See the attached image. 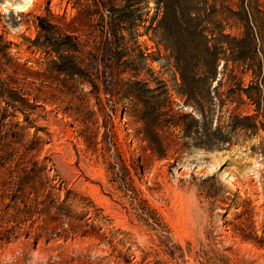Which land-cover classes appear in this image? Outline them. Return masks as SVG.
<instances>
[{
  "label": "rangeland",
  "instance_id": "1",
  "mask_svg": "<svg viewBox=\"0 0 264 264\" xmlns=\"http://www.w3.org/2000/svg\"><path fill=\"white\" fill-rule=\"evenodd\" d=\"M134 2L0 0V264H264V0L195 2L227 64L189 105Z\"/></svg>",
  "mask_w": 264,
  "mask_h": 264
},
{
  "label": "trees",
  "instance_id": "2",
  "mask_svg": "<svg viewBox=\"0 0 264 264\" xmlns=\"http://www.w3.org/2000/svg\"><path fill=\"white\" fill-rule=\"evenodd\" d=\"M128 5L126 7H132L135 5L136 0H126ZM142 7L137 10H129L127 8L123 15L120 17L124 24L133 26L136 20L143 18V10L147 7V0H139ZM156 10L162 9L161 18L156 21V14L150 18L149 26L146 33L149 30L157 28L161 32V39L159 43L162 45L165 52L168 53V57L173 60V68L178 75L180 83L177 87V95L183 98L184 104L189 105L194 100L196 90L201 89L205 97L210 98V94L218 97L217 89L220 87L216 76L218 74L219 61L222 59L224 63L219 72L226 70L227 58L223 56L222 52L216 49L215 44L219 41H226L228 36L220 34L223 31V27L220 24L213 22L212 15H203L202 11L197 10L195 2H202L203 0H152ZM93 13H98L96 10ZM156 27H153V24ZM44 27V32L48 31ZM113 27L108 33V38L102 46V52L99 57V63L94 62L93 71L96 77L102 73V75L109 77L111 72V61L113 58L119 57L120 53L115 48L114 40L117 38L118 27ZM51 28V27H50ZM226 43V42H224ZM57 53V52H56ZM222 55V56H221ZM143 58V57H142ZM238 58V57H237ZM99 66H102V70L99 71ZM251 69L250 67L248 68ZM235 69L230 70L229 78L232 81L237 80V76L234 74ZM257 76V73L252 72ZM219 75V74H218ZM110 80V79H109ZM216 81L215 86L212 89V82ZM236 81L234 86L237 88L235 92L244 93L245 97L255 104L256 110L259 108V102L253 100L252 96L248 93V89L244 90L240 86V79ZM4 91V90H3ZM153 90H146V93L151 94ZM257 92V91H256ZM264 92V91H263ZM259 93V91H258ZM8 96L0 94V98L9 102H14L11 94L8 92ZM151 99H153L151 97ZM149 98V100H151ZM264 99V96H263ZM217 100V99H216ZM261 100V99H260ZM194 103V102H193ZM262 103V101L260 102ZM195 105V104H194ZM148 109L144 113V117H153V120H158L160 115L157 114L156 103H151ZM195 107V106H194ZM200 116H203V112L200 108H196ZM3 119V118H1ZM193 122H195L193 120ZM150 131L148 130V133ZM155 140H148L149 143L158 145L155 129L150 132ZM145 132V138L147 137ZM147 139V138H146ZM159 153V152H158Z\"/></svg>",
  "mask_w": 264,
  "mask_h": 264
}]
</instances>
